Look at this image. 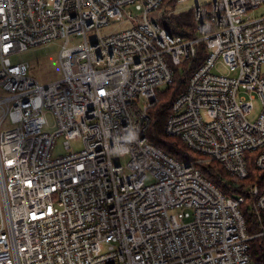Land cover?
<instances>
[{
    "label": "built area",
    "instance_id": "2783aa9c",
    "mask_svg": "<svg viewBox=\"0 0 264 264\" xmlns=\"http://www.w3.org/2000/svg\"><path fill=\"white\" fill-rule=\"evenodd\" d=\"M164 3L0 0V264H264L250 249L256 236L264 245V184L250 187L253 234L244 195L148 136L159 90L191 70L166 133L240 179L251 162L264 171V14H251L264 0L197 3L191 37L160 23ZM115 19L130 26L102 34ZM59 39L57 80L42 84L28 60H12ZM220 61L229 74L214 71ZM61 135L67 153L54 156Z\"/></svg>",
    "mask_w": 264,
    "mask_h": 264
},
{
    "label": "trees",
    "instance_id": "16d2710c",
    "mask_svg": "<svg viewBox=\"0 0 264 264\" xmlns=\"http://www.w3.org/2000/svg\"><path fill=\"white\" fill-rule=\"evenodd\" d=\"M171 2H173L172 5ZM177 4L178 0H165L164 6L168 5L169 7H177ZM160 23L169 31L186 37L194 35L197 28L193 7L187 10H178V12L174 13L169 18L160 19ZM203 50L204 47L201 46V58L204 56ZM197 63L198 62H195V64ZM190 72L191 70L189 71V74ZM184 76H186L185 79L181 78ZM187 78L188 76L186 73L182 74L179 71H176L174 81L168 85L166 89L159 90V99L151 110L152 122L148 131V136L151 142L183 161H189V159H191V149L180 137L167 134L165 131V125L171 110L172 102L175 97L186 88ZM254 154V152H249L248 157L253 156ZM198 167H200L205 176L215 182L227 195L242 194L246 197L242 204V212L246 218L248 230L253 234L258 232L260 226L256 212L252 206L253 197L250 187L256 181L261 185L264 184V171L259 170L251 162L249 163V176L245 179H240L237 176L230 174L222 163L216 160H210L208 164L198 165ZM250 249L253 258L264 263V245L261 237L256 236L251 241Z\"/></svg>",
    "mask_w": 264,
    "mask_h": 264
},
{
    "label": "rangeland",
    "instance_id": "374dc122",
    "mask_svg": "<svg viewBox=\"0 0 264 264\" xmlns=\"http://www.w3.org/2000/svg\"><path fill=\"white\" fill-rule=\"evenodd\" d=\"M210 1H213V0H187L181 3L178 0L177 7L176 6L169 7L168 5L167 6L165 5L163 7L161 13H159L160 19L169 18L174 13L178 12V10L190 9L194 7V5H196L197 3H208ZM172 4L173 2H171V5ZM128 9L132 10L134 15H138V11L135 9L134 6H129ZM251 14L252 16H257V17L263 15L264 14V3L261 4L255 10H252ZM128 26H130L129 21L120 22L119 20L115 19L109 26L102 28L101 32L102 34H107L110 32H115V31H119L121 29L127 28ZM88 35L90 38L95 37L94 31L89 32ZM83 40L84 38L82 37L73 38L74 43H80ZM63 42L64 40L59 39L54 42L45 43V44L31 47L30 49H27V50L15 52L14 54H12V60L14 62L28 60L31 64L30 74L36 77L42 84L49 83L51 81L61 78V76L63 75L62 66H61V62L59 58L60 48ZM189 71L190 70H187L186 72L187 76L189 74ZM214 71L217 73L229 74V70L226 68V66L224 65L222 61H220L217 64ZM181 78L185 79L186 76L181 77ZM166 88H167V85L162 87V89H166ZM253 103H254L253 110L248 115L251 121H255L259 117L262 111V108H263V104L259 96H257L254 99ZM46 117L48 119V124L46 126V129L49 131L55 130V127L53 126L54 119H53L52 113L47 112ZM64 141H65L64 135H61L56 139L55 147L53 150L54 156H60V155L67 153ZM70 144H71L72 151L81 150L84 146L82 139L79 137L72 138L70 140ZM190 158L191 159H189V161L195 162L197 166L208 164L210 162V160H208L204 156H201L200 154H198L197 152L193 150H190ZM128 159H129V156L127 155V156L120 158V161L123 162L124 164L126 163ZM148 181H150V179ZM176 211L177 210H171V213L176 212Z\"/></svg>",
    "mask_w": 264,
    "mask_h": 264
},
{
    "label": "clouds",
    "instance_id": "9594fccd",
    "mask_svg": "<svg viewBox=\"0 0 264 264\" xmlns=\"http://www.w3.org/2000/svg\"><path fill=\"white\" fill-rule=\"evenodd\" d=\"M124 139L128 142H131L133 139H135V137L133 135H128V136L124 137ZM126 152H127V149H123L119 154L124 155V154H126Z\"/></svg>",
    "mask_w": 264,
    "mask_h": 264
}]
</instances>
